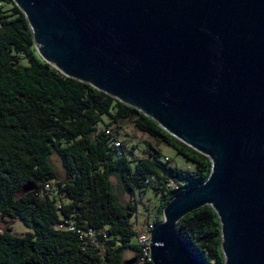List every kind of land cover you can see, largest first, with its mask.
<instances>
[{
	"label": "water",
	"instance_id": "obj_1",
	"mask_svg": "<svg viewBox=\"0 0 264 264\" xmlns=\"http://www.w3.org/2000/svg\"><path fill=\"white\" fill-rule=\"evenodd\" d=\"M13 2L45 63L209 159L206 181L164 207L152 264H202L176 228L204 206L224 264H264V0Z\"/></svg>",
	"mask_w": 264,
	"mask_h": 264
},
{
	"label": "trees",
	"instance_id": "obj_2",
	"mask_svg": "<svg viewBox=\"0 0 264 264\" xmlns=\"http://www.w3.org/2000/svg\"><path fill=\"white\" fill-rule=\"evenodd\" d=\"M125 122L193 168L168 167L150 142V152L136 155L110 129ZM52 155L60 160L63 178ZM210 169L207 157L141 112L45 63L24 14L13 0H0V219L26 229L24 236L10 229L0 233V264H127L138 252L137 191L160 194L151 222L156 225L164 207L203 184ZM113 178L130 201L118 200ZM27 185L32 190L23 193ZM176 234L202 264H224L219 219L211 207L185 215Z\"/></svg>",
	"mask_w": 264,
	"mask_h": 264
},
{
	"label": "rangeland",
	"instance_id": "obj_3",
	"mask_svg": "<svg viewBox=\"0 0 264 264\" xmlns=\"http://www.w3.org/2000/svg\"><path fill=\"white\" fill-rule=\"evenodd\" d=\"M36 52L38 50V45L35 44ZM38 54V53H37ZM103 121L107 119L104 117ZM102 125H99L101 128ZM108 129V128H107ZM112 132H117L116 138L118 141L123 144L125 147L134 146L133 151L138 156H143L145 151L150 152L145 145L146 142H150L151 146L154 149H158L161 153L162 161L170 168H177L179 170L192 169L193 165L190 162H187L183 157L178 156L173 150L155 143L152 141L146 134L139 132L131 122L123 123L120 128L116 126L110 127ZM102 130H106L105 127H102ZM50 162L56 169L60 178L64 177V170L61 166L60 160L56 155L50 157ZM112 183L118 197V200L121 203H126L131 200V197L123 190L120 182L116 179H112ZM159 198L160 194H155L152 190H146L144 193H139L137 191L135 201L137 206V214L134 219V225L136 230L142 229L147 225V222L151 223L155 215L158 214L159 207ZM148 223V224H149ZM6 229H10L11 232L17 236H24L26 229L23 225L16 220L5 218L0 221V232H4ZM136 242V239L134 240ZM131 254L127 253L125 258L130 259Z\"/></svg>",
	"mask_w": 264,
	"mask_h": 264
},
{
	"label": "built area",
	"instance_id": "obj_4",
	"mask_svg": "<svg viewBox=\"0 0 264 264\" xmlns=\"http://www.w3.org/2000/svg\"><path fill=\"white\" fill-rule=\"evenodd\" d=\"M116 147H119V143H115ZM171 188L173 190H177V186L172 184ZM44 190L47 192L49 191V186H45ZM1 221V219H0ZM154 226L152 223H149L145 225L141 230H137V249L138 252L134 256L136 261H138L139 264H152V260L150 258V241H151V231L154 229ZM1 233V232H0Z\"/></svg>",
	"mask_w": 264,
	"mask_h": 264
}]
</instances>
